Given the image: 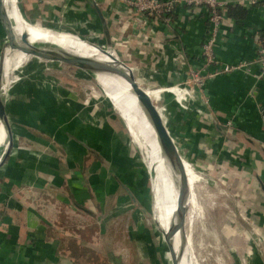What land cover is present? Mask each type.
<instances>
[{"label":"crops","instance_id":"obj_1","mask_svg":"<svg viewBox=\"0 0 264 264\" xmlns=\"http://www.w3.org/2000/svg\"><path fill=\"white\" fill-rule=\"evenodd\" d=\"M224 1L228 6H240L245 14L241 18L224 15L217 25L214 58L239 67L207 79L201 91L206 109L215 118L214 124L199 123L194 113L183 111L162 90L172 87L164 75L172 81L184 80L190 70L199 67L200 44L210 29L206 8L179 5L170 14L169 22H165L134 12L122 0H18V5L23 3L19 13L27 21L63 29L101 46L105 44V36L97 7L111 51L120 58L158 71L148 75L124 67L134 84L153 97L156 111L166 116L165 127H177L180 144L189 150L193 164L202 162L200 180L214 184L224 179L231 187L252 197L257 193L254 184L264 177V71L256 60V48L264 45V0ZM19 89L13 88V96L3 103L11 148L0 165V264H68L71 250L64 246V235L67 234L65 221L71 213L90 216L97 223L119 205L118 194L110 197L106 193L98 201L89 197L88 187L96 194L103 191L94 189L102 183L96 180L91 188L90 175L96 171L108 172L134 204L135 196L127 185L136 182L129 183L122 174H129L134 168L126 171L117 157L121 153L109 152L107 149L112 146L106 148L97 137L100 120L93 118L88 124L86 119L88 125L79 123L78 131L73 134L75 127L52 114L50 106L46 109L44 97L40 98L42 94L35 88L29 86L23 92ZM55 98L50 100L53 102ZM42 115L50 120L53 117L52 125L41 127ZM227 120L229 126L225 124ZM89 129L96 136L94 143L89 141ZM204 131H207L205 157L201 145ZM99 147L107 154L105 158L96 152ZM261 185L264 186V179ZM258 192L262 194L260 189ZM254 205L259 206V212L253 216L246 213V217L258 222L255 249L250 248V252H255L250 257L245 251H232L231 264H264L258 256L254 257L264 254L261 251L264 198ZM115 216L108 215L102 231ZM245 253L249 258L246 263L240 258L239 262L235 261V255L242 257Z\"/></svg>","mask_w":264,"mask_h":264},{"label":"rangeland","instance_id":"obj_2","mask_svg":"<svg viewBox=\"0 0 264 264\" xmlns=\"http://www.w3.org/2000/svg\"><path fill=\"white\" fill-rule=\"evenodd\" d=\"M12 4L24 23H37L27 21L19 13L24 8L23 3L20 2L19 7L18 0H12ZM178 6L179 4L177 3L173 4L172 10L165 16L167 18L165 20L162 14L139 13L132 6L127 5V7L140 15L142 14L149 18H161L165 22H169L170 14ZM37 24L54 32L73 36V34L65 32L63 29L59 30L44 24ZM208 37L209 31L207 32ZM199 54L202 61L203 55L200 52V48ZM123 59L127 58L123 57ZM220 64L223 63L217 61L216 65ZM29 86L42 94L40 98L44 97L46 109L50 106L49 111L52 114L66 119L68 124L73 125V128L75 127L73 134L78 131L79 123L85 122L86 119L88 124L93 118L100 120L96 128L98 130L97 137L101 138L106 148L112 146L110 150L107 149L109 152L114 154L121 153V156L117 157L126 171L134 168V171L131 169L132 172L129 174L122 172L126 181L129 183L136 182V184L127 185L133 196H135L134 204L130 200L129 195L122 188H119L111 176H108V172L101 174L96 171L94 175H90L89 184L91 188L96 180L102 183L101 187L99 185L98 188L94 189L97 191L98 189L103 190L101 194H96L93 189L91 190L88 187L90 198L93 197L95 201H98L106 193L110 197L118 194L117 201L119 202L117 203L119 205L114 208L113 212L108 214L111 215L113 213L118 218L115 216V220L106 224L105 230L102 231L104 224L107 222L106 220H109L106 219L108 215L106 216L105 214L104 219L96 223L90 216L73 211L69 219L65 221L67 234L64 235V246L66 245L71 250L70 259L68 258V260L76 264H112V262L114 264H170L161 232L151 217L154 200L150 181L149 149L138 147L139 145L134 137L135 142L133 141L129 127L123 120L120 111L117 110L115 100L110 91L105 85L101 86L87 70L69 64L52 65L26 57L17 64H13L7 72L4 88L1 90L3 103L6 100L8 102V99L13 96V88L17 89L18 87L23 92ZM50 98L52 100L55 98V101L52 102ZM149 99L152 103L153 97L149 96ZM59 105H61V108ZM153 106L157 110L156 105ZM159 112L158 110V117L169 134L174 151H176L183 164L189 165L192 170V155L190 157V152L187 148H182L180 137L176 134V131H178L177 127L172 125L171 127H165L167 123L166 116ZM51 119L54 120L53 117ZM42 120L43 124L41 127L52 125V120L48 119L46 115H42ZM85 124L88 125L86 122ZM88 138L92 143L96 141V136L91 133L90 129ZM96 152L102 153L104 158L107 155L101 147L97 148ZM118 158H116V161H118ZM183 164L182 169L184 168ZM107 178H109L110 184ZM262 179L264 177L259 179L257 184H254L257 193L255 192L252 197L245 196L243 192L231 187V184L224 179L223 182L217 181L214 184L199 180V183L194 186L191 194L192 200L187 205L186 214L192 216V232L190 233V242L188 240L187 242L190 250L192 251L193 249L195 264H231L234 258L231 255L232 251H245L250 257L254 254L255 251L250 252V248L255 249L256 235L254 232L258 222L256 223L255 220L254 223L249 221L246 213L253 216L256 215V212H259V206L254 205V203L258 199L264 198V192L261 190ZM120 180L123 181L122 179ZM259 189L262 194L258 192ZM139 206H142L145 210L143 209L142 211ZM248 208L250 212H248ZM104 238L107 241H104ZM108 240L110 242L109 245ZM261 251L264 253L262 247ZM243 255L242 257L235 255L237 259L235 261L239 262L238 258H240L242 262L246 263L249 258H247L246 253ZM256 256L264 263V254L262 256L255 254L254 257ZM69 261L68 264L70 263Z\"/></svg>","mask_w":264,"mask_h":264},{"label":"bare ground","instance_id":"obj_3","mask_svg":"<svg viewBox=\"0 0 264 264\" xmlns=\"http://www.w3.org/2000/svg\"><path fill=\"white\" fill-rule=\"evenodd\" d=\"M0 23L14 46H46L96 60L109 61L100 50L75 36L54 32L39 26L37 23H24L13 6L12 0H0ZM25 58V54L15 48L6 47L4 49L0 71V90L4 88L8 70L13 64H17ZM116 64V62L111 61L107 64L109 68L93 70L90 71V74L101 86L105 85L112 94L116 108L128 125L130 133L139 145L138 147L149 149L150 181L154 200L152 217L157 222L158 227L165 231L176 220L174 213L172 214L173 204L184 181H187L189 189L185 200L187 205L191 203L192 191L190 189L195 176L190 166L183 164L174 151L169 134L160 122L149 96L134 84L124 67L121 68ZM162 90L168 92L183 111L194 113L192 106L179 90L174 87H167ZM0 142L1 153V147H4L6 142L5 131L1 122ZM182 164L184 165L183 169ZM191 217L186 214L184 229L180 227L171 231V236L168 239L173 251L179 253L178 264H195L193 249L191 251L188 245L192 232Z\"/></svg>","mask_w":264,"mask_h":264},{"label":"water","instance_id":"obj_4","mask_svg":"<svg viewBox=\"0 0 264 264\" xmlns=\"http://www.w3.org/2000/svg\"><path fill=\"white\" fill-rule=\"evenodd\" d=\"M98 18L100 22L102 23V31L105 36V44L98 46L91 44L80 37L76 36L78 39L83 40L87 44L92 45L96 49L100 50L103 55H105L109 61H101V60H96L92 58H88L86 56H81V55H76V54H71L64 52L61 49H55L51 47H40V46H27V45H20V46H14L8 37V34L6 31H3L2 29V35L0 36V71H1V61L3 57V51L6 47L10 49H17L25 54L26 57H29L31 59H36L40 61H44L46 63L52 64V65H61V64H69V65H74L76 67H79L81 69L87 70L88 72L93 71V70H101L108 67V63L111 61L116 62L119 67H129L133 71L139 72V73H144L147 72L148 75H154L158 71L151 69V68H145L143 65H140L139 63L130 61L128 59H123L114 54L111 51V47L109 44V40L107 39V33H106V28L103 23V18L97 9L95 7ZM149 69V70H148ZM148 70V71H147ZM164 80L167 82L168 85L174 87L175 89L179 90L184 97L187 99L189 104L192 106L194 113H195V118L196 120L201 123V124H206L207 123V118L205 114V108L202 102L199 100L198 96L193 93L190 88L183 82V80L179 81H172L169 80L168 77H165L164 75ZM0 122L1 125L5 131V136H6V142L5 145L0 153V165L4 162L5 158L7 157L10 148H11V133L9 129V125L5 116L4 108H3V101L1 98V90H0ZM207 131L203 132V139H202V150L203 154L205 157V153H207ZM192 172L194 173L195 178L192 181V186L190 191L193 190L194 186L199 182L202 172H203V164L202 162L199 163H194L192 166ZM188 184L187 181H184L181 185V188L179 192L176 194L174 204H173V212L174 216L176 218L175 222L173 223L172 226H168V228L163 231L161 228L158 227L157 222L153 219L152 217V212H151V217L154 220L156 226L161 232V236L166 248V252L169 256V261L170 264H178L179 260V253L174 252L171 244L168 242V239L170 238L171 231H175L177 228L183 227L184 225V219L185 215L187 212V202L185 200L186 195L188 194ZM261 190L264 192V186L261 185ZM133 199V198H132ZM134 201V199H133ZM171 208V207H170ZM169 208V209H170Z\"/></svg>","mask_w":264,"mask_h":264},{"label":"built area","instance_id":"obj_5","mask_svg":"<svg viewBox=\"0 0 264 264\" xmlns=\"http://www.w3.org/2000/svg\"><path fill=\"white\" fill-rule=\"evenodd\" d=\"M125 4L132 6L133 9L139 13L146 14H162L164 19L172 10L173 4L187 6L190 8L204 7L208 13V19L210 22L209 37L202 41L200 46V52L203 55V59L198 68L192 69L189 75L185 79V84L190 90L195 93L202 104L205 106V100L201 98V91L205 86L207 79L220 74L222 72H229L239 67L238 65L223 63L216 65L217 60L214 58L213 46L215 41V35L217 25L225 15L226 2L224 0H122ZM256 60L260 65L262 71H264V45H259L256 48ZM213 66V67H212ZM209 67H212L210 70ZM206 120L210 124H214L215 118L211 111L206 109ZM226 126L230 125V121L225 122Z\"/></svg>","mask_w":264,"mask_h":264},{"label":"trees","instance_id":"obj_6","mask_svg":"<svg viewBox=\"0 0 264 264\" xmlns=\"http://www.w3.org/2000/svg\"><path fill=\"white\" fill-rule=\"evenodd\" d=\"M245 14V10L242 9L240 6L238 5H232V6H226V10H225V15L228 17H237V18H241L243 17ZM225 173V172H223ZM239 186V185H238ZM251 186V185H250ZM249 187V186H247ZM253 194V193H251ZM256 230V229H255Z\"/></svg>","mask_w":264,"mask_h":264}]
</instances>
